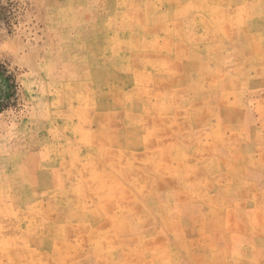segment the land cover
Listing matches in <instances>:
<instances>
[{
	"label": "rangeland",
	"instance_id": "374dc122",
	"mask_svg": "<svg viewBox=\"0 0 264 264\" xmlns=\"http://www.w3.org/2000/svg\"><path fill=\"white\" fill-rule=\"evenodd\" d=\"M263 23L264 0H0L17 84L0 110V264H156L158 202L229 184L195 175L198 135ZM246 212L228 228L264 234V209Z\"/></svg>",
	"mask_w": 264,
	"mask_h": 264
},
{
	"label": "crops",
	"instance_id": "0c3cea01",
	"mask_svg": "<svg viewBox=\"0 0 264 264\" xmlns=\"http://www.w3.org/2000/svg\"><path fill=\"white\" fill-rule=\"evenodd\" d=\"M253 32L249 42L253 56L239 64V87L217 94L210 120L198 135L208 154H195V170L197 162L203 165L195 175L230 178L229 184L195 189L208 195L194 201L158 202L166 216L149 220L154 227L145 234L155 242L149 255L157 257L156 264H264V249L259 247L264 234L229 229L248 223L247 209L256 214L264 209L263 198L248 200L252 194H264V23ZM210 193L226 199L206 200ZM249 223L262 225L263 220L252 218ZM252 241L255 249L248 248Z\"/></svg>",
	"mask_w": 264,
	"mask_h": 264
},
{
	"label": "trees",
	"instance_id": "16d2710c",
	"mask_svg": "<svg viewBox=\"0 0 264 264\" xmlns=\"http://www.w3.org/2000/svg\"><path fill=\"white\" fill-rule=\"evenodd\" d=\"M2 74L5 77V81L7 83L6 85L7 89L5 92L4 90H0V110L4 109L5 106L8 104L9 97L15 94V90L17 87V84L12 74H9L8 69L3 64H0V75Z\"/></svg>",
	"mask_w": 264,
	"mask_h": 264
},
{
	"label": "bare ground",
	"instance_id": "6f19581e",
	"mask_svg": "<svg viewBox=\"0 0 264 264\" xmlns=\"http://www.w3.org/2000/svg\"><path fill=\"white\" fill-rule=\"evenodd\" d=\"M119 42H121V41H119ZM118 46V45H117ZM82 99V98H81ZM108 102V101H107ZM84 108V107H83ZM85 113V112H84ZM83 117V116H82ZM87 131V130H86ZM88 134V133H87ZM86 134V135H87ZM86 138H87V136H86ZM90 140V139H89ZM81 141V140H80ZM86 141H88L87 139L85 140V142ZM82 142V141H81ZM89 142V141H88ZM84 146V145H83ZM74 154V153H73ZM76 154V153H75ZM90 156V155H89ZM80 157H82V156H80ZM91 157V156H90ZM65 159V158H64ZM90 160V159H89ZM96 163V162H95ZM73 171V170H72ZM105 171V170H104ZM74 173V172H73ZM76 173V172H75ZM107 174V173H106ZM66 176V175H65ZM97 176V175H96ZM103 176V175H102ZM112 176V175H111ZM100 177V176H99ZM65 178V177H64ZM73 178V177H72ZM96 181V180H95ZM101 181H102V178H101ZM101 183H103V182H101ZM76 185V184H75ZM84 185H85V183H84ZM87 186V185H86ZM96 202V201H95ZM98 206V205H97ZM90 210V209H89Z\"/></svg>",
	"mask_w": 264,
	"mask_h": 264
}]
</instances>
